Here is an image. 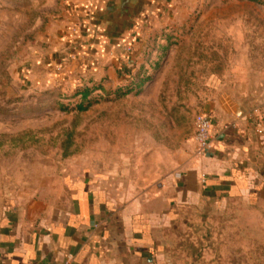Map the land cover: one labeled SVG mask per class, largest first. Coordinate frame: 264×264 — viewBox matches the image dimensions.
Returning <instances> with one entry per match:
<instances>
[{
    "label": "crops",
    "instance_id": "obj_1",
    "mask_svg": "<svg viewBox=\"0 0 264 264\" xmlns=\"http://www.w3.org/2000/svg\"><path fill=\"white\" fill-rule=\"evenodd\" d=\"M57 1L51 22L57 36L48 50L67 45L72 52L62 60L73 51L78 57L63 78L108 96L158 88L152 71L171 45L156 38L177 26L181 0H144L125 23L111 14L118 0ZM259 83L243 90L212 77L188 101V113L212 123L205 155L193 135L182 142L188 150L163 163L150 137L145 149L120 157L136 163L116 174L115 184L84 173L71 181L64 208L43 211L34 201L4 213L0 264H264V80ZM144 160L146 170L137 163Z\"/></svg>",
    "mask_w": 264,
    "mask_h": 264
},
{
    "label": "rangeland",
    "instance_id": "obj_2",
    "mask_svg": "<svg viewBox=\"0 0 264 264\" xmlns=\"http://www.w3.org/2000/svg\"><path fill=\"white\" fill-rule=\"evenodd\" d=\"M58 4L0 0V221L34 201L43 211L64 208L71 181L84 173L115 184L116 174L136 163L120 157L145 149L150 137L163 163H174L199 115L185 106L212 77L243 90L264 80V2L181 0L177 26L156 38L171 45L152 71L158 88L95 92L85 111H75V92L86 86L62 76L78 57L67 56V45L51 52L47 45L57 36L51 22ZM137 163L147 169V161Z\"/></svg>",
    "mask_w": 264,
    "mask_h": 264
},
{
    "label": "built area",
    "instance_id": "obj_3",
    "mask_svg": "<svg viewBox=\"0 0 264 264\" xmlns=\"http://www.w3.org/2000/svg\"><path fill=\"white\" fill-rule=\"evenodd\" d=\"M130 46L124 48L125 52L130 51ZM212 123L204 114H199L194 122V142L196 144L197 152L205 155L212 149Z\"/></svg>",
    "mask_w": 264,
    "mask_h": 264
},
{
    "label": "water",
    "instance_id": "obj_4",
    "mask_svg": "<svg viewBox=\"0 0 264 264\" xmlns=\"http://www.w3.org/2000/svg\"><path fill=\"white\" fill-rule=\"evenodd\" d=\"M144 0H118L113 6L111 14L117 22L125 23L131 19Z\"/></svg>",
    "mask_w": 264,
    "mask_h": 264
},
{
    "label": "trees",
    "instance_id": "obj_5",
    "mask_svg": "<svg viewBox=\"0 0 264 264\" xmlns=\"http://www.w3.org/2000/svg\"><path fill=\"white\" fill-rule=\"evenodd\" d=\"M93 91L94 90L85 87L82 90H78V91L75 92V96H79L80 97L79 103L76 104L75 107H74L75 111H78V112L85 111L91 105L90 100H88V99L92 95ZM125 94H128V91L124 92L123 94H121L119 96H122V95H125ZM62 109H64L65 111L68 110L65 107H63Z\"/></svg>",
    "mask_w": 264,
    "mask_h": 264
}]
</instances>
